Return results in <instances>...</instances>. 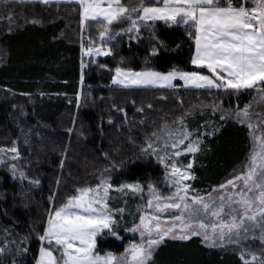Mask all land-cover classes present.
<instances>
[{
	"label": "snow or ice",
	"instance_id": "1",
	"mask_svg": "<svg viewBox=\"0 0 264 264\" xmlns=\"http://www.w3.org/2000/svg\"><path fill=\"white\" fill-rule=\"evenodd\" d=\"M13 5H42L45 11L55 8L57 15L62 5L78 10L81 85L85 69L89 68L85 57L91 58L90 63H96L95 58L101 56L115 59L123 41L129 46L132 41L139 43L146 32L150 55L139 70L127 66L123 56L114 67L97 64L111 74V85L117 89L176 92L183 88L214 94L209 103L187 108L183 107V98L176 97L182 109L178 115L172 119L161 117L158 127L141 134L139 144L129 135V142L139 149V154L134 153L127 161L121 159L117 163L108 152L100 150L107 163L91 174L94 183L85 181L69 187L64 180L61 189L62 176H58L55 187L50 186L42 230L36 233L40 244L38 256H33L34 264H157L159 251L169 240L194 238L210 249L235 252L241 264H264V0H0V6L7 9L0 18L7 22L9 32L20 27L17 19L32 25L43 22L39 17H16ZM158 22L183 29L189 42V67L173 66L159 71L152 65L151 58L168 50L166 41L157 33ZM0 92L6 96L33 95L7 87L0 88ZM243 95H251L252 99L241 107ZM221 96L234 97L235 105L224 107ZM82 99L85 97L78 93V107ZM129 102L136 105L134 99ZM12 108H19L21 119L28 115L23 105L13 104ZM110 108L121 114L122 123L128 125L131 133L126 109L115 101ZM146 108L152 110L153 105L149 103ZM135 112L144 114L145 106L136 107ZM197 116L202 122L193 125L191 121ZM146 121L144 116L132 123L144 125ZM229 122L247 130L249 144L244 159L219 184L208 190L195 188L191 182L196 180L193 168L197 155L210 151L208 137L217 136ZM107 124L120 130L111 113ZM41 126L38 122L25 128L17 123L19 135L10 143L0 144V171L20 186L25 208L30 190L41 186L40 176L31 175L33 139L43 140ZM67 131L72 133L73 128ZM21 146L27 149V155ZM114 151L119 153V149ZM60 155L58 170L63 174L68 147ZM145 159L154 160L162 168L159 181L114 183V170L123 171L126 163ZM35 163L39 165V158ZM67 175L72 176L70 172ZM61 192L64 198L57 202ZM113 193L138 198L136 214L128 213V223H123L126 207L113 206ZM4 196L0 192V199ZM2 214L7 216V211ZM122 227L138 239L129 240L119 254L108 251L102 255L97 238L111 235L123 239ZM3 232L0 264H23L18 258L29 253L31 233L16 239L7 227ZM253 244L258 246L256 250Z\"/></svg>",
	"mask_w": 264,
	"mask_h": 264
},
{
	"label": "trees",
	"instance_id": "2",
	"mask_svg": "<svg viewBox=\"0 0 264 264\" xmlns=\"http://www.w3.org/2000/svg\"><path fill=\"white\" fill-rule=\"evenodd\" d=\"M136 2V0H133ZM14 15L26 16L29 20L41 18L42 23L32 25L17 19L20 27L9 32L7 22L0 18V88H12L16 93H32L27 96H6L0 92V144L15 139L19 133L17 123L27 128L38 122L43 140L33 139L31 175L40 176L41 186L30 190V198L23 206L19 193L20 186L12 181L9 175L0 171L3 177L0 183V192L5 193L0 199V239L5 236L3 228L7 227L13 237L19 239L29 235V253L19 260L23 264H34L33 256H38L40 242L36 239V233L42 230L46 210L49 208L47 197L50 195V186L55 187V180L62 176L68 186L72 184L83 185L85 181L95 182L91 175L95 169L103 167L105 161L100 150L108 152L119 163L121 159L128 160L133 154H139V149L129 142L131 135L136 144L141 142L143 132H151L161 124V117L172 119L181 112V106L176 97L183 98V107L192 104L209 103L213 95L197 93L196 90L183 88L176 92L167 89H117L111 85V74L106 69L97 67L98 63H106L114 67L120 57L125 58V64L135 70L144 66L145 57L150 55V40L145 32V39L137 43L123 41L116 50L115 59L101 57L96 63H90L84 72V84H80V25L78 10L73 7L61 6L59 15L55 8L47 11L42 5H13ZM7 9L0 6V17ZM156 30L161 39L166 41L168 50L161 51L157 57L151 58L152 65L159 71H167L173 66L189 67L190 54L189 42L184 31L179 26L168 27L163 22L156 24ZM181 47L177 48L176 44ZM67 82V83H65ZM40 92L46 93L41 97ZM82 93L80 106H77L76 96ZM59 94V95H57ZM254 95V94H253ZM167 96V100L159 99ZM134 99L133 106L129 100ZM224 107L235 105L234 97L221 96ZM251 95H243L240 98V106L249 103ZM115 101L128 113L129 124L122 123L121 114L111 111V104ZM151 103L152 110L146 105ZM23 105L28 114L21 119L19 108L13 109L12 105ZM145 106V113L135 112V108ZM111 113L113 120L120 126L107 124ZM144 116L147 121L144 125L132 123L139 121ZM75 119V125L73 120ZM155 123H152V122ZM202 122L197 116L191 121L193 125ZM73 128V132L67 130ZM103 129V136L101 135ZM83 133V135H81ZM207 151L203 155H197L194 164L196 180L193 186L201 190H208L219 184L228 174L236 168L244 159L248 150L247 130L229 122L215 137H208ZM68 147V159L63 174L58 170L61 153ZM119 149L117 154L114 150ZM21 151L27 155V149L21 146ZM39 158V165L35 163ZM71 173V178L68 173ZM113 181L120 183H145L148 180L159 181L163 175L162 168L154 160H135L124 165L123 171H113ZM13 194H16L15 196ZM63 192L57 195V202L63 200ZM131 205V204H130ZM7 211V216L2 213ZM136 206L131 205L125 218L131 219L128 213L135 214ZM15 220L16 223H12ZM35 229V232H31ZM124 229L120 235H124ZM18 234V235H17ZM124 236L119 242L115 239L99 240L97 243L101 254L112 251L117 254L123 252L124 247L131 240ZM253 250L258 248L252 245ZM157 264H241L238 255L233 251H222L206 247L199 238L191 241H168L162 246L157 256Z\"/></svg>",
	"mask_w": 264,
	"mask_h": 264
},
{
	"label": "rangeland",
	"instance_id": "3",
	"mask_svg": "<svg viewBox=\"0 0 264 264\" xmlns=\"http://www.w3.org/2000/svg\"><path fill=\"white\" fill-rule=\"evenodd\" d=\"M101 57H103V56H101ZM101 57H97V58H95V60L98 61L99 58H101ZM90 59L91 58H87L86 61H89ZM115 87H117V86H115ZM191 183H193V181ZM124 200H127V204L126 205L124 204ZM138 203H139L138 198L132 197L131 195H129V196H123V195H118L116 193H113V199H112L113 206H115V207L124 206V207H126V212L129 210V208L131 207L132 204H134L135 206H137ZM135 214H136V211H135ZM130 220L129 219L127 220L125 218V216H124L123 223H128ZM122 229H123V227L120 230H122ZM124 236L131 237L132 239H138V236H134V234L129 233L127 231H125L124 232V235H122L123 238H124ZM100 239L101 240L115 239V240H118L119 242H121L123 240V239H116V237H113L111 235H102V236H100V237L97 238V243H98V241ZM169 241H173V240H169ZM175 242H185V241H175ZM217 250H219V249H217Z\"/></svg>",
	"mask_w": 264,
	"mask_h": 264
},
{
	"label": "built area",
	"instance_id": "4",
	"mask_svg": "<svg viewBox=\"0 0 264 264\" xmlns=\"http://www.w3.org/2000/svg\"><path fill=\"white\" fill-rule=\"evenodd\" d=\"M87 57H85L84 59H86ZM80 59H81V50H80Z\"/></svg>",
	"mask_w": 264,
	"mask_h": 264
}]
</instances>
